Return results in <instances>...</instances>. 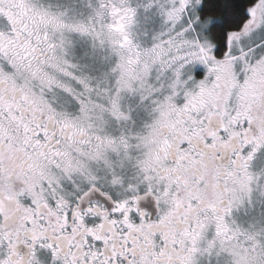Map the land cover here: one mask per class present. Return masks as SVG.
<instances>
[{"label": "snow or ice", "instance_id": "snow-or-ice-1", "mask_svg": "<svg viewBox=\"0 0 264 264\" xmlns=\"http://www.w3.org/2000/svg\"><path fill=\"white\" fill-rule=\"evenodd\" d=\"M0 264H264V0H0Z\"/></svg>", "mask_w": 264, "mask_h": 264}]
</instances>
